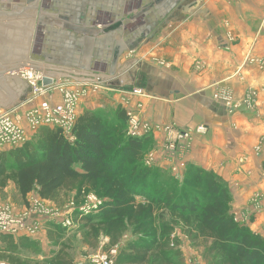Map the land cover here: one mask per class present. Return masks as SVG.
<instances>
[{"label": "crops", "instance_id": "1", "mask_svg": "<svg viewBox=\"0 0 264 264\" xmlns=\"http://www.w3.org/2000/svg\"><path fill=\"white\" fill-rule=\"evenodd\" d=\"M22 1L0 0V7L13 10ZM1 28L10 31L7 46L16 53L4 65L29 61L86 74L117 68L121 85L82 98L78 115L96 111L115 123L117 109L141 102L145 120L187 129L207 125L205 134L192 133L187 149L172 161L225 181L230 211L264 237V0H40L31 16L1 19ZM7 77L16 97L0 88V108L18 109L22 124L41 101H61L57 89L33 95L26 80ZM133 88L144 94L126 93ZM226 93L238 106L225 103ZM247 97L250 105L243 104ZM164 138V132L153 134L160 167L168 160L160 149ZM256 196H262L258 205ZM39 237L47 238L45 228ZM187 242L186 263L194 254L197 264H205Z\"/></svg>", "mask_w": 264, "mask_h": 264}, {"label": "trees", "instance_id": "2", "mask_svg": "<svg viewBox=\"0 0 264 264\" xmlns=\"http://www.w3.org/2000/svg\"><path fill=\"white\" fill-rule=\"evenodd\" d=\"M115 113V123L96 111L79 114L73 140L57 127L42 126L21 148L1 150L0 184L11 179L23 197L35 190L41 198L55 200L58 192L78 182L76 198L88 190L106 198L97 212L81 217L91 233H104L116 244L131 227L133 233L149 238L128 243L127 252H120L115 264H173V256L182 261L178 248L171 249L170 239L176 238L171 236L172 226L163 223L158 233L156 219L162 218L163 209L176 219L193 246L202 239L208 241L207 254L214 255L208 264H264V237L235 221L225 181L194 165H188L182 180L167 169L145 165L141 156L153 136L126 135L125 111ZM136 196L144 199L137 201ZM77 217L75 213L74 221ZM49 227V232L66 228L56 222ZM27 240L20 242L27 246Z\"/></svg>", "mask_w": 264, "mask_h": 264}, {"label": "built area", "instance_id": "3", "mask_svg": "<svg viewBox=\"0 0 264 264\" xmlns=\"http://www.w3.org/2000/svg\"><path fill=\"white\" fill-rule=\"evenodd\" d=\"M20 78L26 80L31 88L32 94H46L52 90H58L62 97L58 103H51L48 100L41 101L38 105L30 108L25 113L26 123L22 124L20 115L15 114L16 110L0 108V149L3 147L20 148L42 126L57 127L62 134L69 140L74 139L73 128L78 117V105L80 100L90 94L105 87L101 80L96 82H62L57 85L51 84L44 86L41 82L42 74L31 69H22L16 72ZM129 95H142L141 88L125 90ZM130 97V96H129ZM224 101L230 107L238 106L233 102L230 94L224 95ZM251 98L247 97L243 104L250 105ZM142 103L138 102L133 108H126L127 128L126 135L130 137L147 136L157 131H163L165 138L162 143V151L172 160L180 157L182 152L188 147V142L192 133L205 134L207 125H198L194 129L180 128L171 124H160L150 120H145L141 116ZM151 155L148 157L150 158ZM180 165V163H179ZM175 170V169H174ZM176 176L178 173L174 171ZM177 173V174H176ZM177 177V176H176ZM179 178V177H177ZM84 200L71 204L62 209H58L46 202L44 199L34 197L28 209L22 214H17L12 209L0 203V233L19 234L24 232L26 235L39 236L42 228V221L45 219H54L55 222L64 227H70L74 222L75 213L78 217H83L99 210L104 200L93 193H85ZM81 200V201H82ZM38 215L41 219L34 218ZM113 249L111 253L96 252L90 254L86 260L77 261L74 264H115ZM3 264V263H0Z\"/></svg>", "mask_w": 264, "mask_h": 264}, {"label": "rangeland", "instance_id": "4", "mask_svg": "<svg viewBox=\"0 0 264 264\" xmlns=\"http://www.w3.org/2000/svg\"><path fill=\"white\" fill-rule=\"evenodd\" d=\"M6 34H10V31H6L5 28H1L0 29V63H2L1 66L4 65L5 60L11 59L12 56H16V53L14 52L13 48H9L7 46V43L8 44L11 43L12 40H10V38H8V35L6 36ZM27 84L30 86L28 82ZM101 88L104 89L103 87ZM31 92H32V88H31ZM128 108H133V107H128ZM17 112H19L18 109H16L15 114H17ZM104 114L107 116H111L109 110L108 111L104 110ZM17 115H20V114H17ZM126 128H127V120L125 124V130ZM160 132H163V131H160ZM153 134L154 133H151L150 135L153 136ZM29 136L30 138L27 142L32 140V138L35 136V133L34 134L32 133ZM122 140L123 138L119 137L120 144L123 142ZM153 143L154 142H152L150 144V147H147L146 150L143 152L141 156L142 158L141 161L143 160L144 164L147 166L156 165L160 167L161 165H158L157 162L163 163V161H159L157 159V153H156L157 146L154 147ZM188 145H189V142H188ZM10 149H11L10 147H3L0 149V151L10 150ZM160 149H161V146H160ZM150 155L151 157L148 158ZM185 165H187V163H185ZM124 167L128 169L127 164H125ZM131 167L132 166H130V168ZM161 168L167 169L170 172V174H172L173 176L175 174L174 171H176L178 173V174L176 173L177 174L176 176L179 177L178 178L179 180H182L183 178L182 176L185 172L184 167L179 165L177 160L175 161L167 160L166 167L163 166ZM165 175L168 177L169 173H165ZM77 190H78V182L76 183L74 182L70 185L68 189L64 188L60 192H58V195L56 196L55 200H47V199H44V200L46 202H50L52 206L58 209H62L64 207H67L68 204L70 205L71 201L73 200H76L74 201L75 204L81 203L84 201L82 199H83V196H85L86 194L84 193L79 198H76ZM87 193H93L97 197L103 200L106 199V198L104 199L98 196L93 190H88ZM34 197L41 198L35 190H32L25 197H23L11 179H8L3 185L0 184V203L3 205L9 206L13 212H15L13 207L14 206L17 207L20 204H25L27 206L26 209H28ZM143 199L144 198L141 196H136L137 201H141ZM261 199H262V196L261 197L256 196V198L254 199L256 205L259 204ZM231 203H232V200L229 202V204ZM163 211L161 209L159 212V213L163 212L164 214L162 215V218H161L162 220L158 218L156 219L158 233L161 232L163 223H168L170 224V226H172L173 231L171 232V236L172 237L175 236L176 238L170 239L171 249L174 250L175 248H178V251L182 258L181 259L182 261L180 262L179 257L177 258L176 256H173L172 261H173V264H184L186 263L185 254H187V252H185V250L184 251L182 250L183 248L182 245L186 246L183 243L187 241V239L189 238L188 236H186V234L182 230V227L180 226V224H177L176 219L170 215L168 210L163 209ZM24 212L25 210L15 212V213L22 214ZM232 215L235 221L239 224L241 222V220L238 217L239 215L234 214V213ZM34 218L41 219V217L38 215H34ZM93 220H97V219L94 218ZM55 221L56 220L54 219H45L42 221L41 226L42 228H45V231H46L50 228L49 223L50 222L55 223ZM48 232L49 231H47V238L45 239L39 236L26 235L24 234V232H20L17 235L14 234V235H6V236L3 233H0V263L16 264L17 261H20L22 263L28 262V264H56L61 261L62 262L69 261V264H74L77 261L86 260V258L90 254L96 253L98 251L108 254V253H111L113 249L116 250V253H114V257L116 259V257L118 256L120 252H127L126 248H127L128 243L135 242V241L140 243L142 239L148 238L143 233H138V234L133 233L132 228L129 227L128 230L122 235L120 241L116 244H112L110 243L109 236L105 235L104 233H100L98 235L91 233L89 230V227L87 226V222H83L81 217H77L70 227H66L64 229H53L52 232H49V233ZM2 236L5 237V238L3 237L4 240ZM21 238L28 239L27 246H24L20 242ZM187 244L196 253L195 255H198V256L201 255V258L196 256L198 260L200 259L199 261L200 263L205 261V264H208L209 260L211 261V259H213L214 255L207 254V249H208L207 240L202 239L200 243L198 244V246H193L191 242L190 243L187 242ZM190 249H189V252L191 251ZM194 257L195 256L193 254V258ZM193 258L189 257L186 264H197V260L196 259L193 260ZM116 264L118 263L116 262Z\"/></svg>", "mask_w": 264, "mask_h": 264}, {"label": "water", "instance_id": "5", "mask_svg": "<svg viewBox=\"0 0 264 264\" xmlns=\"http://www.w3.org/2000/svg\"><path fill=\"white\" fill-rule=\"evenodd\" d=\"M24 5L18 7L13 6V10H8L5 7H0V20L11 17H23L31 16L32 9H34L40 0H23ZM82 31L80 29H76ZM83 32L92 33L93 31L83 30ZM120 57V53L117 51L113 56V63H117ZM0 63V88L7 92L11 99L16 97L15 91L11 89L8 82V74H14L22 69H31L38 71L42 74L41 82L44 86L51 85L57 80L70 79L76 82H96L101 80L103 86H120L121 81L118 78L119 72L117 68L113 66L109 71H96L91 74L84 73L85 71L65 70L51 65L38 66L30 63L29 61H19L12 65H3ZM116 66V65H115Z\"/></svg>", "mask_w": 264, "mask_h": 264}, {"label": "bare ground", "instance_id": "6", "mask_svg": "<svg viewBox=\"0 0 264 264\" xmlns=\"http://www.w3.org/2000/svg\"><path fill=\"white\" fill-rule=\"evenodd\" d=\"M14 74H16V73H14ZM14 74H13V75H14ZM18 76H19V75H18ZM19 77H20V76H19Z\"/></svg>", "mask_w": 264, "mask_h": 264}]
</instances>
